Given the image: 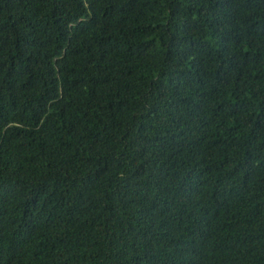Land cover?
Masks as SVG:
<instances>
[{"label":"trees","instance_id":"1","mask_svg":"<svg viewBox=\"0 0 264 264\" xmlns=\"http://www.w3.org/2000/svg\"><path fill=\"white\" fill-rule=\"evenodd\" d=\"M0 264H264V0H0Z\"/></svg>","mask_w":264,"mask_h":264}]
</instances>
